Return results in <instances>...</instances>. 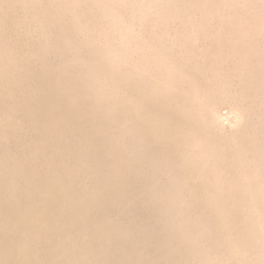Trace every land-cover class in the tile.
<instances>
[{
  "label": "rangeland",
  "instance_id": "1",
  "mask_svg": "<svg viewBox=\"0 0 264 264\" xmlns=\"http://www.w3.org/2000/svg\"><path fill=\"white\" fill-rule=\"evenodd\" d=\"M0 264H264V0H0Z\"/></svg>",
  "mask_w": 264,
  "mask_h": 264
}]
</instances>
